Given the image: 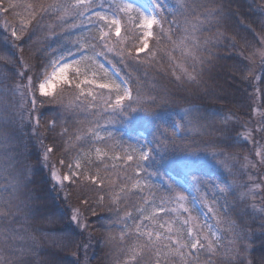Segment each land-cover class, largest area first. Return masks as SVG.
<instances>
[{
	"label": "snow or ice",
	"instance_id": "1",
	"mask_svg": "<svg viewBox=\"0 0 264 264\" xmlns=\"http://www.w3.org/2000/svg\"><path fill=\"white\" fill-rule=\"evenodd\" d=\"M255 7L259 11L256 22L264 33V5ZM0 11L19 18L16 25L7 18L0 24L3 45L0 50V264H32L38 255L40 237L24 227L41 214V209L35 206L41 197L33 195L30 188L33 169L27 162L28 145L23 135L26 121L31 124L34 120L39 126L40 116L33 113L38 110V102H46L43 98L63 104V92L56 96L51 91L57 85H68L73 90L75 104L69 101L68 108L90 111L92 117L103 114V125L101 119H89L83 122V127L76 126L71 136L68 127H63L59 135L69 137V141L74 139L79 146L75 148L74 162L65 165L68 172L60 175L53 171L52 178L57 186L65 181L76 184L81 179L91 184L97 195L92 200L84 198L82 203L97 220L101 219L97 209L115 213L111 228L119 225L118 234L113 235L109 229L99 238L111 249L113 264H264V207L248 204L244 214L251 216L253 223L238 224L222 211L223 206L217 207L216 196L211 191L215 185L199 171L206 164L202 155L224 166L220 159L225 156L223 151H186L182 155L178 169L174 170L190 183L189 190L155 166L157 160L162 166L168 156L162 142L149 147L147 140L132 142L122 134L118 138L107 127L128 123L136 113L143 112L155 126L153 133L159 131L165 113L151 108L159 107L160 95L143 94L138 80H133L131 73H126L128 79L122 77L117 65L136 70L144 67L159 75L171 74L176 82L198 83L211 70L208 66L214 65L217 56L214 49L228 47L221 40L233 39L226 32L218 31L214 39L206 38L204 33L213 27L227 29L229 22L235 30L243 23L231 3L176 0L170 10L167 0H151L150 4H138L134 0H18L15 3L8 0L6 5L0 4ZM85 27L87 35L79 31ZM245 27L255 35L251 25ZM41 31L45 33V41L56 42L54 55L42 61L37 57L38 62L32 64L22 54L32 36ZM258 42L260 46L256 47L245 39L249 54L244 55L242 50V60L234 65L241 74L242 84L248 81L251 86L253 81L264 78V37H258ZM231 47L236 48V43L232 42ZM175 49L189 62L187 68L181 65L180 75L172 70L175 57L171 52ZM141 53L147 55L142 58ZM109 55L116 63L109 60ZM4 68H9L11 75L3 72ZM17 68L21 71H16ZM17 77L26 83L15 82ZM255 112L260 116L258 121L241 123L239 117L233 120L224 116L222 127L209 126L219 133V139L211 142L213 145L233 147L236 142L233 132L247 141L259 133L260 140L255 141L261 148L255 152L259 159L244 157L251 169L264 166V144L260 143L264 141V111L258 108ZM206 119L199 109L186 108L181 123L187 120L190 126L203 127L201 122ZM49 124V130H54L56 121ZM240 128L244 129L243 133ZM165 139L171 141L172 137ZM42 146L47 161L53 149ZM115 159L124 165L119 184L106 175L117 166L112 164L109 168L105 161ZM59 163L65 164L64 160ZM242 187L245 190L240 193L241 202L257 198L260 185ZM159 191L166 195L157 197ZM145 192L154 197L151 202ZM137 196L139 203L135 200ZM209 199L213 202L209 203ZM133 211L137 214L133 215ZM48 220L54 222L51 217ZM69 223L84 231L89 228L79 208L70 210ZM101 227L109 228L103 223ZM88 239L97 238L89 233ZM257 241L261 251L253 255ZM73 246L83 248L86 254L90 245L68 235L65 247Z\"/></svg>",
	"mask_w": 264,
	"mask_h": 264
},
{
	"label": "trees",
	"instance_id": "2",
	"mask_svg": "<svg viewBox=\"0 0 264 264\" xmlns=\"http://www.w3.org/2000/svg\"><path fill=\"white\" fill-rule=\"evenodd\" d=\"M140 1L145 4L151 3V0ZM12 2H18V0H12ZM27 2H34V0H27ZM175 2L176 0H167L170 10L175 5ZM201 2H205V0H201ZM223 2L231 3V8L237 12L238 18L243 23L235 30L232 29L231 22H229L227 29L213 27L210 32L204 33L206 38L214 39L218 31L226 32L233 39L231 41L221 40V43L228 44V47L214 49L217 53L214 65L208 66L211 70L205 72L198 83H184L183 80L176 82L175 77L171 74L159 75L157 72L144 67L136 70L124 68L122 64L117 65L116 70L120 72L122 77L128 79L126 73H131L133 80H138L143 94L160 95L161 102L159 107L152 106L151 108L152 111L165 113V121L161 125L160 130L153 133L155 126L151 118L143 112L136 113L128 123L107 125V127L118 138L122 134L125 138H130L132 142L143 143L147 140L149 147H155L158 141L162 142L166 146L168 156L162 166L159 160L156 161L155 166L160 167V170L166 173L167 176L189 190L190 183L183 176L177 175V171L174 170L178 169L182 155L186 151H223L225 156L220 157V159L224 161V166L216 164L209 157L202 155L201 159L206 164L199 171L210 178L211 184L215 185V187L211 188V191L216 196L217 207L223 206L222 211L229 213V218L238 224L243 222L251 225L253 218L245 215L244 209L251 203H255L257 208L264 207V166H258L254 171L252 170L254 181L249 184L260 185V189L257 191V198L254 201L249 200L246 202H241L237 196L236 185L240 184L236 182L238 180L236 175L239 172L232 173L226 166L227 163L229 164L232 161L235 167L240 166V168H243L246 163L244 160L245 156H250L249 159L253 161L258 160L259 157L255 156V152L260 151L261 148L255 141L260 140L259 133L254 134L252 141H247L237 137V134L233 132L232 136L236 139L233 147L220 143L213 145L211 142L219 139V133L212 131L209 126L222 127L221 120L224 116H230L233 120L239 117L241 123L258 121L260 116L255 112V109L259 108L264 111V78L259 81H253L251 86L248 81L242 84L239 79L241 74L234 67L237 62L242 60V50L244 55L249 54L250 49L247 47L245 39L259 47L256 41L258 36L255 35L261 36L262 32L256 22L259 18V11L255 6L264 5V0H223ZM7 3L8 0H0V4L6 5ZM5 18L11 21L13 25L19 22L18 17H13L0 11V24L3 23ZM176 18L181 19L178 15ZM245 25H251V28L255 30V35ZM79 31L87 35L86 27ZM0 36H2V32H0ZM232 42L237 45L234 49L231 47ZM55 45V41H45L44 32H37L28 42L22 55L30 63L36 64L38 62L37 57L42 61L49 56H53L52 49ZM2 49L3 45L0 44V50ZM151 50L152 44L149 47V51ZM146 55L147 53L141 54V57L143 58ZM159 55L160 53H157L158 57ZM171 55L175 57L172 62L174 65L172 70L175 71L176 75H180L181 68H179V65L186 61L181 56L179 49L173 50ZM109 60L116 63V60L111 55H109ZM104 62L108 63L107 61ZM245 63L247 62L245 61ZM188 69L191 70V68ZM3 72L11 75L9 68H4ZM18 81H20L19 78H16V82ZM133 86L135 87V85ZM61 92L64 95L63 104L52 101L51 98H43L46 102L42 104L38 102V110L33 113V116H40L39 126L35 124L34 120L31 124H28L27 121L25 122L23 140L28 145L25 155L27 156V162L32 165L33 169L31 177L33 183L30 188L33 195L41 197L40 200L35 202V206L41 209V214L36 215L28 224L24 225L30 232L40 237L38 255L32 260V264H113L111 249L105 247L104 241L99 240V238L109 229L113 235L118 234L119 225L111 228L115 213L108 212L106 209H97V215L101 217L100 220H97L96 216L86 211L87 206L82 203L84 198L92 200L97 195L93 191L91 184L81 179L76 184L66 181L64 185L57 186L56 181L52 178L53 171H58L62 175L68 172L65 165L74 162L75 148L79 146V142L74 139L69 141V137L62 138L59 135L63 127H68L69 135L71 136L76 126L83 127V122L89 119H101L103 125V114L98 117H92L90 111L83 112L82 110L68 108L69 101H73V104H75L72 94L73 90L69 86H65L55 95L58 96ZM186 108H197L203 116L207 117L206 120L201 122L203 127L190 126L187 120L181 123L184 117V109ZM246 112L251 115H245ZM50 121H56L55 129L51 131L49 130ZM248 127L251 128L252 124L249 123ZM243 131L244 129L240 128V132L243 133ZM173 132H175V136H172ZM165 137H172V139L169 141ZM260 143L264 144V141ZM42 145L53 149L47 161L44 160V148ZM60 160H64L65 164L61 165L59 163ZM81 163L83 164V161ZM105 163L109 168H111L112 164L117 166L106 175L116 180L119 184L120 177L123 176V172H121V167L124 166L122 161L115 159L105 161ZM82 170L87 171V169ZM93 170L95 169L93 168ZM132 171L134 169L129 171V175ZM101 173L102 175L105 174L103 165L101 166ZM243 179L245 178H241V180ZM237 187L240 192L241 187ZM144 195L149 202L154 199L147 192ZM161 195L166 194L162 191L156 194L157 197ZM135 200L139 203V196L135 197ZM212 202L209 199V203ZM156 203H159L158 199ZM141 206L147 207L146 204H141ZM75 208L80 209L82 219L84 217L87 218L89 224L87 231L69 223L70 210ZM129 210L132 211V209ZM203 210L205 211V209ZM136 214L133 211V215ZM48 217H51L54 222L49 223ZM109 217H112V219H109ZM167 218L165 217V219ZM102 223L108 225L109 228H102ZM16 227L19 228L20 225L17 224ZM37 229L41 231L37 232ZM41 232L43 235H41ZM81 233L83 234L81 235ZM89 233L97 239L89 241ZM68 235L76 237L81 244L88 243L90 245L86 254L83 248L75 246L65 247ZM260 251L259 242L257 241L253 245V255H259Z\"/></svg>",
	"mask_w": 264,
	"mask_h": 264
},
{
	"label": "rangeland",
	"instance_id": "3",
	"mask_svg": "<svg viewBox=\"0 0 264 264\" xmlns=\"http://www.w3.org/2000/svg\"><path fill=\"white\" fill-rule=\"evenodd\" d=\"M134 2L135 3H138V4H145V3H143V2H141L140 0H134ZM105 7H107V4H105L104 5ZM255 36H258V37H264V33H262V35L261 36H259L258 34L257 35H255ZM258 37L256 38L257 40V45H259V42H258ZM210 38V37H209ZM151 46V43H150V45H149V47ZM260 46V45H259ZM141 54H144V53H141ZM18 55H20L19 53H18ZM25 58V57H24ZM26 60V59H25ZM106 63V62H105ZM189 63V62H188ZM188 63L187 62H183V63H181L180 65H179V68H181V65H183V67H185V68H187L188 66ZM106 65H107V63H106ZM21 71V69H19V68H17L16 69V71ZM189 71H191L190 69H188ZM17 78H19V77H17ZM20 80V79H19ZM8 82H10V84L11 83H14L13 81H8ZM16 82V81H15ZM19 83H26V81L25 82H22L21 80L20 81H18ZM65 86H68V85H57L54 89H52L51 91H53V95H55L60 89H63ZM12 98L11 97H9V100H11ZM250 157V156H249ZM232 173H235V172H239V174L238 175H236V177L238 178V180L236 181V182H239V184L240 185H236V188L238 189V187L237 186H240L241 187V190H240V192L236 189V191H237V196H238V198H239V196H240V193L241 192H243L245 189L242 187V185H244L243 183H245V184H249V183H251L252 181H254V175H253V171H254V169H251L250 167H248L247 166V162L244 164V167L243 168H240V166H236L235 167V165L234 164H232V161L228 164L227 163V166H226ZM235 168V169H234ZM253 170V171H252ZM58 172V171H57ZM60 175H62L60 172H58ZM249 176H251L252 177V179L251 180H249ZM241 178H245V179H243V180H241ZM66 182V181H65ZM64 182V183H65ZM68 182V181H67ZM253 184V183H252ZM255 184V183H254ZM64 185V184H63ZM201 211H204L203 209H201Z\"/></svg>",
	"mask_w": 264,
	"mask_h": 264
}]
</instances>
